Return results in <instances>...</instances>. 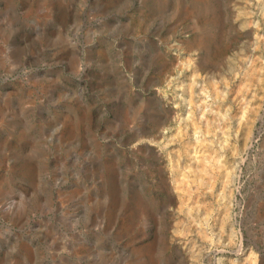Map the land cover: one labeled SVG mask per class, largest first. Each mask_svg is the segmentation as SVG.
I'll return each mask as SVG.
<instances>
[{"label": "rangeland", "instance_id": "obj_1", "mask_svg": "<svg viewBox=\"0 0 264 264\" xmlns=\"http://www.w3.org/2000/svg\"><path fill=\"white\" fill-rule=\"evenodd\" d=\"M0 264H264V0H0Z\"/></svg>", "mask_w": 264, "mask_h": 264}, {"label": "bare ground", "instance_id": "obj_2", "mask_svg": "<svg viewBox=\"0 0 264 264\" xmlns=\"http://www.w3.org/2000/svg\"><path fill=\"white\" fill-rule=\"evenodd\" d=\"M159 155V154H158ZM158 157V156H157Z\"/></svg>", "mask_w": 264, "mask_h": 264}]
</instances>
